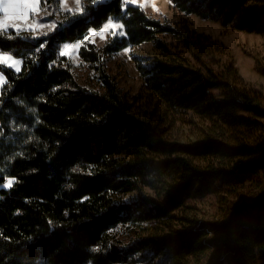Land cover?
<instances>
[{
    "label": "trees",
    "instance_id": "1",
    "mask_svg": "<svg viewBox=\"0 0 264 264\" xmlns=\"http://www.w3.org/2000/svg\"><path fill=\"white\" fill-rule=\"evenodd\" d=\"M171 1L185 13L264 35V0ZM84 10L62 13L44 34L0 31V52L22 59L19 71L0 62L7 78L0 90V264H264L261 94L225 79L209 63L219 60L202 34L192 38L141 5L85 0ZM117 17L124 35L81 46L80 56L100 80L81 84L62 45ZM161 33L190 50L198 47L202 65L175 56ZM144 42H153L163 56L152 65L135 56L154 96L217 127L262 130L259 139L236 146L221 140L183 144L167 138L152 117L139 115L106 60ZM203 54L211 55L209 62ZM256 67L264 74L259 59ZM227 68L236 75V67ZM215 87L222 89L220 97ZM8 179L14 181L6 186ZM246 180L258 192L250 200L241 196L222 220L195 218L174 236L135 237L151 222L176 217L192 191L224 188L241 195L235 183ZM130 192H136L134 200L121 199Z\"/></svg>",
    "mask_w": 264,
    "mask_h": 264
},
{
    "label": "rangeland",
    "instance_id": "2",
    "mask_svg": "<svg viewBox=\"0 0 264 264\" xmlns=\"http://www.w3.org/2000/svg\"><path fill=\"white\" fill-rule=\"evenodd\" d=\"M128 4L141 5L152 16L162 20L169 19L174 25L187 31L192 38L202 34L205 44L210 45L212 43L210 46L219 62H209L210 54H203L202 57L221 72L225 79H232L246 86L253 93L258 91L262 96L261 104L264 106V74L256 67V59H259L264 65V35L234 29L232 26H223L218 21L202 18L194 13H185L179 10L171 0H124V6ZM84 7L85 0H44V2L41 0L37 16H43V19L37 23V27L33 31L34 34H44L53 30L62 13L66 11L83 13ZM124 34L122 19L110 18L102 27L91 29L84 38L62 45L61 53L72 62V69L81 84L97 86L100 82L95 66L84 61L80 56L81 46L86 43L102 46L112 37ZM160 37L171 43L175 56L186 58L190 64L196 67L202 65L196 55L199 50L198 47L190 50L169 33H161ZM135 56L142 58L147 65H152L156 58L163 57L153 42H144L108 55L106 67L133 102L134 110L139 115L152 117L153 120L160 123L167 138L189 145H200L205 141L221 140L236 146L242 142L255 143L261 136L262 130L235 129L225 125L217 127L207 117L193 110L180 112L168 107L146 88L136 66ZM229 63L236 67V75H231L232 71L227 68ZM15 67L19 69V66L16 65ZM212 92L218 97L222 95V89L218 87L213 88ZM13 181V179H8L6 186L11 185ZM235 184H237L241 195H233L224 188L210 190L203 195L192 191L186 196L185 204L174 211L176 217H173L169 222H151L146 231L137 232L135 237L174 236L179 230L189 228L192 225L191 220L195 218L222 220L233 203L239 204L242 201L241 196L250 200L259 190L250 180ZM120 197L126 201H131L137 197V194L130 192L120 195ZM202 263L206 264V259H203L201 263L193 261V264Z\"/></svg>",
    "mask_w": 264,
    "mask_h": 264
},
{
    "label": "crops",
    "instance_id": "3",
    "mask_svg": "<svg viewBox=\"0 0 264 264\" xmlns=\"http://www.w3.org/2000/svg\"><path fill=\"white\" fill-rule=\"evenodd\" d=\"M41 0H0V31L17 29L35 31L36 25L43 19L37 16ZM0 62L6 63L19 71L22 59L8 52H0ZM19 66V69L15 66ZM7 81L5 74L0 71V90Z\"/></svg>",
    "mask_w": 264,
    "mask_h": 264
}]
</instances>
